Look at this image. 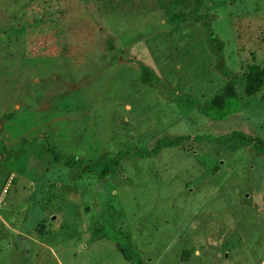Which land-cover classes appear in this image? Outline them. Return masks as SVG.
Segmentation results:
<instances>
[{"label":"rangeland","instance_id":"obj_1","mask_svg":"<svg viewBox=\"0 0 264 264\" xmlns=\"http://www.w3.org/2000/svg\"><path fill=\"white\" fill-rule=\"evenodd\" d=\"M203 17L240 77L238 110L217 120L189 100L227 84ZM251 64L264 66V0H0V264H131L123 234L133 264H264V87L244 95ZM231 132L253 142L217 141ZM179 134L200 138L132 153ZM118 154L103 178L63 164Z\"/></svg>","mask_w":264,"mask_h":264},{"label":"trees","instance_id":"obj_2","mask_svg":"<svg viewBox=\"0 0 264 264\" xmlns=\"http://www.w3.org/2000/svg\"><path fill=\"white\" fill-rule=\"evenodd\" d=\"M203 25L204 36L207 41V45L210 53L214 57V66L221 73L222 76L226 77L227 84L226 86L216 95H214L210 101L199 103L194 99L190 103L194 104L196 110L199 114L208 117L210 120L223 119L227 115L232 112H235L239 108V97L236 92V88L240 85V77L236 73H232L229 68L224 63V55L222 52L223 41L222 39L213 31L211 27L210 20L208 18L203 17L201 21ZM137 67L139 70V80L147 84L151 87H159V79L153 69H151L146 64L137 60ZM244 85H243V93L245 96H252L258 90L264 87V66L259 67L257 65L251 64L249 65L244 74ZM173 96L176 100H182L183 95L180 93H176L175 90H172L167 95ZM184 98V97H183ZM229 136L236 137L240 139V143L247 145L253 142V139L250 137H245L239 132H231L230 135H223L217 138V141L225 142ZM200 136H195L190 138L188 134H179L175 136L164 135L155 140L154 144L148 150H140L134 149L132 152L133 155L139 158H146L151 156H156L159 152L166 148H179L183 146L185 142L190 140H198ZM47 138L45 137V140ZM23 144V140H20L17 150H20ZM263 143L256 142L255 145H262ZM257 147V146H256ZM47 153L53 157L54 160H59L61 158V153L56 149V146L53 144H49L47 142ZM129 150L128 152L132 151ZM119 154L114 158H98L94 161L87 162L82 164L80 159H75L71 155H66L63 160V164L68 167H75L80 172H97L99 178H103L109 173H111L115 167L117 166ZM123 240L120 244H117V248L124 258V260L134 263L133 257L131 255L132 246L130 244V237L127 234H123ZM137 263L138 260H137Z\"/></svg>","mask_w":264,"mask_h":264}]
</instances>
